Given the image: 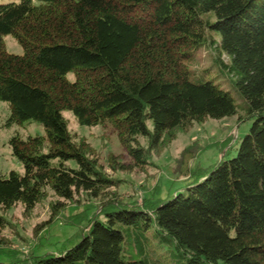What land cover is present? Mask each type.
<instances>
[{"label":"trees","instance_id":"16d2710c","mask_svg":"<svg viewBox=\"0 0 264 264\" xmlns=\"http://www.w3.org/2000/svg\"><path fill=\"white\" fill-rule=\"evenodd\" d=\"M5 35L22 54L6 51ZM205 45L227 57L216 62L229 89L192 68ZM0 101L8 126L44 130L9 139L23 173L0 175V209L30 210L46 189L64 201L112 196L118 180L68 130L63 111L79 125L116 131L133 162L111 157L112 171L143 170L152 150L192 123L239 112L251 119L232 157L205 167L182 159L176 179L184 184L172 195L160 197V188L145 209L111 197L83 235L31 264H264V0L0 3ZM5 224L0 214V232Z\"/></svg>","mask_w":264,"mask_h":264},{"label":"rangeland","instance_id":"374dc122","mask_svg":"<svg viewBox=\"0 0 264 264\" xmlns=\"http://www.w3.org/2000/svg\"><path fill=\"white\" fill-rule=\"evenodd\" d=\"M18 1L0 0V3ZM3 42L7 52L22 54L21 45L12 35L3 36ZM218 58L224 62L228 60L224 54L218 56L210 45H205L195 54L192 68L205 70L208 78H213L229 89L227 75L219 70L216 62ZM230 91L240 103L241 98L235 89L230 88ZM8 116L6 103L0 101V175H6L10 171L22 174V164L11 154L9 139L15 134L22 138L28 135H43L44 130L37 122L8 126L6 124ZM62 116L66 120L68 130L76 138L85 140L92 147L99 164L118 180L110 189L111 197L128 204L133 202L127 207L142 209L148 208V205L143 207L144 203L151 204L150 197L154 198L160 188L159 196L164 197L167 194L172 195L184 184L181 179H176L179 170L185 166L182 159L186 160L189 167H205L232 157L236 153L240 138L251 124V119H246L242 112L232 117L192 123L186 128L174 130V138L171 141L165 139L157 149L152 150L143 170L131 168L125 171H112L108 167L111 157L126 166H131L133 162L118 139L116 131L109 124L90 127L79 125L70 111H63ZM138 143L144 148L147 147V140L143 137L138 138ZM185 150L187 154L182 158ZM66 164L74 166L73 161ZM111 197L94 199L81 192L72 200L64 201L46 189L45 196L30 210H25L20 203L8 209H0V214L6 220L5 227L0 232V262L31 264L35 255L60 252L66 246L65 241L87 231L86 222L89 216L102 218V208L105 206L103 204L108 203ZM58 200L61 204L53 207ZM117 201L114 200L112 205H117ZM161 251L159 255L165 257V250Z\"/></svg>","mask_w":264,"mask_h":264}]
</instances>
